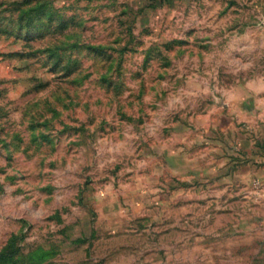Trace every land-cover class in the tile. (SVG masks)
<instances>
[{
  "label": "rangeland",
  "instance_id": "obj_1",
  "mask_svg": "<svg viewBox=\"0 0 264 264\" xmlns=\"http://www.w3.org/2000/svg\"><path fill=\"white\" fill-rule=\"evenodd\" d=\"M263 91L264 0H0V264H264Z\"/></svg>",
  "mask_w": 264,
  "mask_h": 264
},
{
  "label": "crops",
  "instance_id": "obj_2",
  "mask_svg": "<svg viewBox=\"0 0 264 264\" xmlns=\"http://www.w3.org/2000/svg\"><path fill=\"white\" fill-rule=\"evenodd\" d=\"M264 91L251 97L248 104L239 103L233 107L234 117H227L244 158L240 162L241 178L253 180L264 196Z\"/></svg>",
  "mask_w": 264,
  "mask_h": 264
}]
</instances>
